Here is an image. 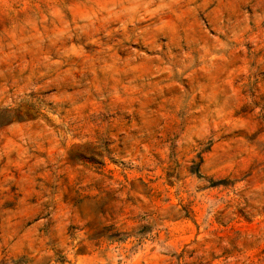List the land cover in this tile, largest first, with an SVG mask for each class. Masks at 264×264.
<instances>
[{
    "label": "rangeland",
    "instance_id": "obj_1",
    "mask_svg": "<svg viewBox=\"0 0 264 264\" xmlns=\"http://www.w3.org/2000/svg\"><path fill=\"white\" fill-rule=\"evenodd\" d=\"M0 264H264V0H0Z\"/></svg>",
    "mask_w": 264,
    "mask_h": 264
}]
</instances>
